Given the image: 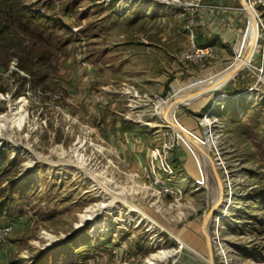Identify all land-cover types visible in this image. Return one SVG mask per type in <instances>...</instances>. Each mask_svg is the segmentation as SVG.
Returning a JSON list of instances; mask_svg holds the SVG:
<instances>
[{
    "label": "rangeland",
    "instance_id": "1",
    "mask_svg": "<svg viewBox=\"0 0 264 264\" xmlns=\"http://www.w3.org/2000/svg\"><path fill=\"white\" fill-rule=\"evenodd\" d=\"M245 1L254 52L215 98L184 92L236 65L241 0L214 2L236 40L193 74V0H0V264H264V0Z\"/></svg>",
    "mask_w": 264,
    "mask_h": 264
},
{
    "label": "crops",
    "instance_id": "2",
    "mask_svg": "<svg viewBox=\"0 0 264 264\" xmlns=\"http://www.w3.org/2000/svg\"><path fill=\"white\" fill-rule=\"evenodd\" d=\"M213 1L215 2L216 0ZM214 2L209 1V3L205 4V6L199 10L196 26L192 28L187 26L188 44L186 46H188L191 41L199 45L211 44L216 48V56L205 60L202 64H195L196 66L182 62L185 64V71L188 73L193 74L199 70L203 72L219 67L227 58V48L236 40L238 29L236 26H232V22V25L227 22V19L231 18V14L235 15L234 10H236V7H223L221 5L222 2H220V6L214 4ZM86 61L89 65L81 68L92 76L94 72L93 64L88 59H86ZM178 61L181 62L179 58ZM190 66H192V68ZM118 152L125 155L124 149Z\"/></svg>",
    "mask_w": 264,
    "mask_h": 264
},
{
    "label": "bare ground",
    "instance_id": "3",
    "mask_svg": "<svg viewBox=\"0 0 264 264\" xmlns=\"http://www.w3.org/2000/svg\"><path fill=\"white\" fill-rule=\"evenodd\" d=\"M241 1L244 4L245 9L248 11V13H249V15L251 17L252 25L250 27L251 28V35H250L249 40L246 43H244V45L242 46L241 50L237 54V62H236V65H234L232 68L227 69L223 73L224 75L222 77H216L217 76L216 75L215 78L213 76V77H210L209 79H207V82H205L206 81L205 80V81H202V82H200V83H198L196 85H193L186 92H184L185 93L184 94L185 97H188V96L192 95L194 92H196L197 90L201 89V87H203V85H205L206 83L209 84V86H208L207 90L204 91V94L205 93H208L209 90H213L216 85H220V84H222V83L230 80L240 70H242L245 66L249 65V62L251 60V56H252V54L254 52L255 43H256V40H257V37H258L259 26H258L257 20L255 18L256 17L255 16V13L253 12L252 8L246 3L245 0H241ZM242 65H244V66H242ZM240 66H242V67H240ZM202 93L199 92L198 94L202 95ZM212 94L215 96V98H217L216 97V93L214 94L213 91H212ZM219 94L222 95V93H220V91H219ZM180 104H181V102L174 103V105H176V108ZM10 106H11V111L13 112L12 113V117H16L15 115L18 114V112L20 110H23V108L20 109V110H17V109H19V107L17 106V103H11ZM14 109H15V112L13 111ZM23 115L24 114H21V115H19L17 117V118H19V122H20V119L23 117ZM162 117L165 118V120L168 119L166 117V114H162ZM169 123L171 125L179 128L180 130H182V132L187 137H189L195 143V145L202 151V153H206L204 159H206L210 164L212 163V161L210 159V156L207 155L208 153L206 152V149L200 145V143L198 142L197 138L195 136H193V134L189 133V131H187L185 128H181L178 124H176V123L174 124L172 121H169ZM13 124H14V120L13 121H10V122L3 123V122H1V119H0V128L1 129L5 128L8 132H10L11 126H13ZM206 124L208 126H210L209 120H208V123H206ZM0 134H2V133H0ZM214 144H215V141H214L213 137H211L209 139V147H213ZM133 208H132V210H134ZM210 218H211V210L209 211L208 216H207V225H208V222H209V219ZM206 236H207L208 242H209L210 241V236L208 237V231H206ZM209 252H210V250H209ZM212 261L213 260H212V257H211V262Z\"/></svg>",
    "mask_w": 264,
    "mask_h": 264
},
{
    "label": "built area",
    "instance_id": "4",
    "mask_svg": "<svg viewBox=\"0 0 264 264\" xmlns=\"http://www.w3.org/2000/svg\"><path fill=\"white\" fill-rule=\"evenodd\" d=\"M195 2V6L197 8H193L192 12L189 14V27L192 28L193 26H196L197 23V17H198V11L200 10L199 7H201V0H193ZM76 59L80 66L87 67L89 63L86 61L85 57L83 56V53L81 51H76ZM216 56V48L211 44H196L194 41H191V43L183 48L179 54L178 58L181 62H187V63H196V64H202L205 60L214 58ZM165 191H169L168 189Z\"/></svg>",
    "mask_w": 264,
    "mask_h": 264
},
{
    "label": "water",
    "instance_id": "5",
    "mask_svg": "<svg viewBox=\"0 0 264 264\" xmlns=\"http://www.w3.org/2000/svg\"><path fill=\"white\" fill-rule=\"evenodd\" d=\"M236 75H237V74H236ZM236 75H235V76H236ZM235 76L233 77V79L235 78ZM228 83H229V82H228ZM212 91H213L214 94H215V93L217 94V95H216L217 98H219V97L221 96V94H219V91H220V93H221L222 90H209V92H212ZM202 94H203V93H202ZM178 125H179L181 128H183L180 124H178ZM203 142H205V140H203ZM208 237H209V236H208ZM209 244H210V242H209ZM210 255H211L212 260H213L212 251H211V246H210ZM212 264H214L213 261H212Z\"/></svg>",
    "mask_w": 264,
    "mask_h": 264
},
{
    "label": "trees",
    "instance_id": "6",
    "mask_svg": "<svg viewBox=\"0 0 264 264\" xmlns=\"http://www.w3.org/2000/svg\"><path fill=\"white\" fill-rule=\"evenodd\" d=\"M27 12H31V11L27 10ZM71 237H72V236H71Z\"/></svg>",
    "mask_w": 264,
    "mask_h": 264
}]
</instances>
